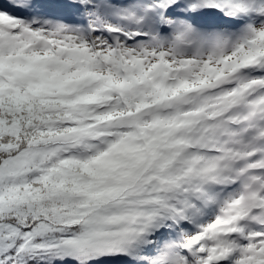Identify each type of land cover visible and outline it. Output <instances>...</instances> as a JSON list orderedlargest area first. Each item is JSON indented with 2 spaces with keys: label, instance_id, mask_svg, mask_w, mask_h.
<instances>
[{
  "label": "snow or ice",
  "instance_id": "1",
  "mask_svg": "<svg viewBox=\"0 0 264 264\" xmlns=\"http://www.w3.org/2000/svg\"><path fill=\"white\" fill-rule=\"evenodd\" d=\"M0 264H264V0H0Z\"/></svg>",
  "mask_w": 264,
  "mask_h": 264
}]
</instances>
